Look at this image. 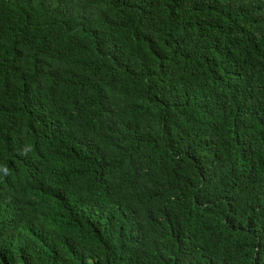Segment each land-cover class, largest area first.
<instances>
[{"label": "trees", "instance_id": "obj_1", "mask_svg": "<svg viewBox=\"0 0 264 264\" xmlns=\"http://www.w3.org/2000/svg\"><path fill=\"white\" fill-rule=\"evenodd\" d=\"M0 264H264V0H0Z\"/></svg>", "mask_w": 264, "mask_h": 264}]
</instances>
